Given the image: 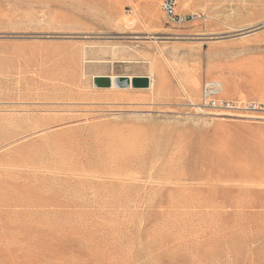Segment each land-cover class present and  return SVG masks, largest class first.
I'll list each match as a JSON object with an SVG mask.
<instances>
[{
    "label": "rangeland",
    "instance_id": "obj_1",
    "mask_svg": "<svg viewBox=\"0 0 264 264\" xmlns=\"http://www.w3.org/2000/svg\"><path fill=\"white\" fill-rule=\"evenodd\" d=\"M161 2L0 0V264H264V0Z\"/></svg>",
    "mask_w": 264,
    "mask_h": 264
},
{
    "label": "built area",
    "instance_id": "obj_2",
    "mask_svg": "<svg viewBox=\"0 0 264 264\" xmlns=\"http://www.w3.org/2000/svg\"><path fill=\"white\" fill-rule=\"evenodd\" d=\"M180 1L162 0L160 7L169 23L184 26L190 23L192 15L182 14L179 11ZM221 89V83L219 81H205L201 90L203 106L214 110L254 114L255 116L264 114V102L251 101L245 104L242 101L224 100L220 98Z\"/></svg>",
    "mask_w": 264,
    "mask_h": 264
},
{
    "label": "bare ground",
    "instance_id": "obj_3",
    "mask_svg": "<svg viewBox=\"0 0 264 264\" xmlns=\"http://www.w3.org/2000/svg\"><path fill=\"white\" fill-rule=\"evenodd\" d=\"M180 6H181V8H179V11H180V9H181V11L183 10V11H186V10H188V8H189V4H188V2H184V0H181L180 1ZM221 83V82H220ZM221 93H220V98H222L221 97V94H222V90H223V86H222V84H221ZM223 99V98H222ZM257 102H259V101H257ZM192 105H195V104H192ZM218 115H221V114H218ZM252 119H264V118H255V117H251Z\"/></svg>",
    "mask_w": 264,
    "mask_h": 264
}]
</instances>
